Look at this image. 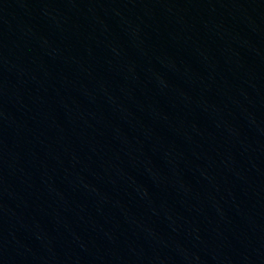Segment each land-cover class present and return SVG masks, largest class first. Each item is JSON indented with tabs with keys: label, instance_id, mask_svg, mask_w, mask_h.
<instances>
[{
	"label": "water",
	"instance_id": "1",
	"mask_svg": "<svg viewBox=\"0 0 264 264\" xmlns=\"http://www.w3.org/2000/svg\"><path fill=\"white\" fill-rule=\"evenodd\" d=\"M0 264H264V0H0Z\"/></svg>",
	"mask_w": 264,
	"mask_h": 264
}]
</instances>
